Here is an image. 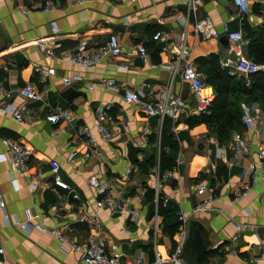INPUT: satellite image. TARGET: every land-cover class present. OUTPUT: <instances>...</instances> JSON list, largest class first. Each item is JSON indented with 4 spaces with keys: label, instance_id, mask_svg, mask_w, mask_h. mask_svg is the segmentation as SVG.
Masks as SVG:
<instances>
[{
    "label": "crops",
    "instance_id": "obj_1",
    "mask_svg": "<svg viewBox=\"0 0 264 264\" xmlns=\"http://www.w3.org/2000/svg\"><path fill=\"white\" fill-rule=\"evenodd\" d=\"M44 2L0 0V85L12 92L6 102L25 104L30 111L29 118L20 121L10 114L2 116L0 137L17 139L33 150L28 170L23 174L12 172L19 189L11 182L10 161H0V194L5 202L4 209L0 206V264H84L80 252H64L51 234L21 230L15 221L24 222L28 215L36 216V221L48 228H59L80 244L96 235L117 243L126 255L144 251L146 264H155V250L165 255L173 246V237L165 229L179 226L180 212L189 217V222L195 220L205 227L207 249L217 251L212 257L207 254L212 264H264L260 251V245H264V181L257 182L242 198L234 199L243 184L242 166L255 160L258 145H264V112L259 104H243V116L261 114L258 131L245 129L243 117L241 128L235 130L249 144L250 156L232 149L235 131L228 144L220 146L205 124L191 128L184 122L187 117H181L174 126L178 127L175 137L180 145L175 154V163L180 161L178 172L168 178L165 173L169 169L161 178L158 163L156 178L155 165L148 159L154 157L155 161L156 144L159 158L164 121L160 123L157 117L145 115L139 106L124 100L126 88L140 90L147 82L151 88L144 91L149 94L165 91L171 85L191 109L194 99L188 83L179 74L172 78L164 68L170 63L167 48L186 44L194 63L196 58L213 53L221 64L230 55L226 28L242 30L244 19L253 27L263 24L264 0H248L249 12L245 15L233 0H90L85 4L54 0V8L49 11L43 9ZM255 5L259 6L257 12L253 11ZM24 8L29 9L27 14ZM204 18L211 20L218 36L205 37L195 32V24ZM51 22L57 24V33L52 31ZM157 31H162L168 41H155ZM111 34L119 37V56L88 68L69 60L68 52L80 42L102 45ZM223 36L228 44L221 42ZM38 38L47 42L53 57L40 50ZM139 43L146 46V60L139 56ZM243 50L249 57L248 44ZM36 68H54L56 72L44 77ZM65 78L73 80L71 85L64 83ZM26 84L38 89L39 100L15 96ZM68 90L71 91L66 94ZM101 103H112L109 128L113 137L106 142L97 136L92 145L80 139L77 131L81 125H93L95 109ZM56 109L69 110L71 121L61 120L56 125L48 122L47 115ZM4 153L0 139V154ZM50 160L59 162L67 189L54 185ZM220 162L228 172L226 180L217 179ZM38 174L45 182L33 189L29 183ZM92 175L110 186L119 203L116 212L95 211L99 196L88 184ZM201 183L211 186L216 198L215 205L206 212L195 208L201 197L196 194ZM146 187L155 190L156 199L159 195L161 199L168 198L163 213H159L158 200L148 201ZM5 213L9 224L4 220ZM157 213L161 223L156 232L152 220ZM85 214L97 217L100 225L81 221ZM235 223L242 225L239 232ZM237 233L238 241L233 243Z\"/></svg>",
    "mask_w": 264,
    "mask_h": 264
},
{
    "label": "built area",
    "instance_id": "obj_2",
    "mask_svg": "<svg viewBox=\"0 0 264 264\" xmlns=\"http://www.w3.org/2000/svg\"><path fill=\"white\" fill-rule=\"evenodd\" d=\"M90 0H75L77 4H85ZM136 2L137 0H130ZM239 7L240 12L245 15L249 12L248 0H233ZM193 5V3H191ZM54 8V0H45L43 9L46 11ZM23 12L27 14L29 9L24 8ZM52 31L57 33L59 31L57 24L51 22ZM195 32L202 34L205 37L218 36V33L214 30L212 22L209 18H204L197 22L194 26ZM225 35L229 41L228 50L230 55L221 61V67L227 69L231 74H243L249 76L252 73L262 71L264 72V64H259L250 59L244 53V46L248 44V40L245 39L243 31L229 30L226 28ZM153 39L159 42H167L168 38L162 31H157L153 35ZM40 50H42L47 56L53 57V52L46 41L38 38L36 40ZM137 50L139 56L146 60L147 49L144 43L137 44ZM170 54V63L165 64L164 68L170 71L172 78L176 75H180L181 79L188 83L193 99L194 106L188 108L186 102L182 100L176 93L173 92L171 85L162 92H150L149 94L144 89H150L149 83H144L143 88L136 90L134 88H126L124 91V100L135 106H139L141 111L147 116L157 117L160 123H163L165 118L171 119L176 122L181 117L197 116L207 113L211 108L215 99L214 87L207 83L205 75L198 70L194 61L190 56V49L186 44H182L176 48H167ZM122 52V46L119 37L116 34H111L109 39L102 45H90L87 41L80 42L77 47L68 52L69 60L81 67H91L96 64L102 63L107 58H115ZM36 71L42 76H50L55 74L54 68L41 69L36 68ZM78 79V78H77ZM73 80L71 78H65L64 83L69 86ZM249 85V80L246 82ZM93 86H90L92 88ZM11 90L0 85V118L5 114H10L15 120H24L29 118L30 111L25 104L16 105L5 101V98L11 96ZM147 95L149 99L146 100ZM17 97H25L29 100L37 101L40 99V92L32 84H26L25 86L17 90ZM112 109V103L99 104L96 109V116L92 126L84 124L78 127L77 135L80 139L86 140L89 144H96L97 136L101 140L109 142L112 140L111 129L109 128V112ZM47 121L56 125L61 120L70 122L72 119V113L69 110L56 109L47 115ZM262 119L260 113H247L243 116V126L247 130L258 131L259 121ZM188 128V125L185 124ZM174 132L178 131V127H174ZM1 142L5 147V153L0 154V161L9 160L11 163L10 176L11 182L15 189H19V184L16 178L12 176V172L23 174L29 168L33 150L19 140L11 137H0ZM232 140L234 145L232 149L237 148L243 156H250V146L241 136L238 131L232 134ZM180 161L175 164L169 171L165 173L168 178H173L178 172V165ZM51 174L53 183L55 186L67 189L68 184L62 179L60 175V164L57 160H50ZM241 177L243 184L237 192L234 194V199H240L246 195L253 186L259 182L264 181V145H258L257 158L251 159L250 162L242 166ZM51 180V179H50ZM44 179L41 174L29 183V186L33 189L44 185ZM48 182V181H47ZM89 186L94 189L99 199L96 201L95 211L100 209H107L110 212H116L119 208V203L111 194V188L108 184L100 183L99 178L96 175L90 176L88 180ZM158 187L161 185L158 182ZM212 188L206 183H201L197 187L196 194L198 200L196 201L195 208L199 212H206L210 210L216 202L215 196L212 194ZM207 192L209 195L204 196ZM75 198H79L78 195H74ZM168 198L162 199V206L167 205ZM0 206L4 209L5 202L0 194ZM158 213L152 220L153 229L157 232L161 222L158 220ZM4 220L7 224L10 223L8 215L4 214ZM81 221L91 220L94 226L100 225V220L95 217L90 218L87 214L80 218ZM16 225L25 232L32 230H39L44 234H51L56 237L61 245V249L66 252H80L82 254L84 264H146L144 251H139L136 256L126 255L115 242L107 241L99 236L90 235L86 242L80 244L75 239L65 234L59 228H48L36 221V216L28 215L24 222L18 220L15 221ZM189 217L183 212L179 213V226L173 236V246L171 250L162 255L161 252L155 250V264H187L184 260L183 247L188 234ZM237 232L242 229L241 224L235 223ZM238 233L232 237V242L237 243ZM261 254H264V245H260ZM3 252V248H0V253Z\"/></svg>",
    "mask_w": 264,
    "mask_h": 264
},
{
    "label": "trees",
    "instance_id": "obj_3",
    "mask_svg": "<svg viewBox=\"0 0 264 264\" xmlns=\"http://www.w3.org/2000/svg\"><path fill=\"white\" fill-rule=\"evenodd\" d=\"M259 6L255 5L254 12L258 11ZM242 31L248 39V55L253 61L264 64V23L260 26H251L246 19L242 24ZM195 64L205 75V80L210 83L215 90L214 102L207 113L195 116H189L184 122L193 128L199 124H205L210 133L215 135L220 145L228 144L233 131L241 128L242 117L245 105L258 103L260 109L264 112V72L258 71L248 76L249 85L246 77L238 74H231L227 69L222 68L219 57L216 54L201 56L195 59ZM181 120L173 122L165 118L161 130L160 150L158 163L160 167V177H163L165 171L175 166V154L179 152V141L175 137L173 130ZM156 160V159H155ZM153 166L154 157L148 159ZM217 179L226 180L228 172L221 162L216 170ZM214 183V181H213ZM146 197L148 201L156 199L155 190L146 187ZM159 213H163L161 195L158 196ZM166 215H164V220ZM178 229V224L171 225L165 231L173 237ZM209 256L217 254L216 250H210Z\"/></svg>",
    "mask_w": 264,
    "mask_h": 264
},
{
    "label": "water",
    "instance_id": "obj_4",
    "mask_svg": "<svg viewBox=\"0 0 264 264\" xmlns=\"http://www.w3.org/2000/svg\"><path fill=\"white\" fill-rule=\"evenodd\" d=\"M221 42L227 43L225 36ZM186 86L189 87L188 84ZM71 90H68L69 93ZM208 232L205 227L195 220L188 223V234L183 247V258L187 264H212L211 259L207 256L208 252Z\"/></svg>",
    "mask_w": 264,
    "mask_h": 264
},
{
    "label": "rangeland",
    "instance_id": "obj_5",
    "mask_svg": "<svg viewBox=\"0 0 264 264\" xmlns=\"http://www.w3.org/2000/svg\"><path fill=\"white\" fill-rule=\"evenodd\" d=\"M238 75H240V74H238ZM246 81H248V76L246 77ZM220 146H222V145H220ZM215 154H217L216 151H215ZM155 155H156L155 156L156 160L154 161V163H155V176L157 178L158 177V145L157 144H156V147H155ZM212 160H213V158H212ZM155 182H156V180H155ZM157 189H158V187H157Z\"/></svg>",
    "mask_w": 264,
    "mask_h": 264
}]
</instances>
